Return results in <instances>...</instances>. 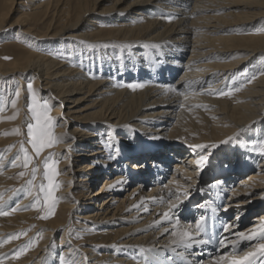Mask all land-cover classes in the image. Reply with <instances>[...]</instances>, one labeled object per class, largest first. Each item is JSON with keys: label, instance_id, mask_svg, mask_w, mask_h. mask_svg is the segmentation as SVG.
Returning <instances> with one entry per match:
<instances>
[{"label": "bare ground", "instance_id": "obj_1", "mask_svg": "<svg viewBox=\"0 0 264 264\" xmlns=\"http://www.w3.org/2000/svg\"><path fill=\"white\" fill-rule=\"evenodd\" d=\"M5 36L21 55L0 58V264L10 234L34 223V264H56L60 230L59 256L79 264H190L176 249L192 264H264V0H0ZM29 80L59 121L42 157L62 159L64 202L47 222L15 189ZM76 208L75 226L125 256L73 244Z\"/></svg>", "mask_w": 264, "mask_h": 264}, {"label": "rangeland", "instance_id": "obj_2", "mask_svg": "<svg viewBox=\"0 0 264 264\" xmlns=\"http://www.w3.org/2000/svg\"><path fill=\"white\" fill-rule=\"evenodd\" d=\"M16 17H17V14H15L12 17V20L16 19ZM230 33L232 35L241 34V32H238V31H232ZM7 37L8 36H5V37H2V39H0V58L4 60H9L11 58L18 57L21 55V51L19 48L5 44L6 40H8ZM24 46L29 47V45H26V44ZM25 88L27 92L29 93V96H28L29 103L27 105V108L29 109L27 113L28 114V122H27L28 130L26 132L27 137H25V135H20L21 139L15 144V146L12 147L13 150L14 149L17 150L18 153H16L17 154L16 157H17L19 164L21 165L20 172L18 173V183L15 189L17 192L24 191L23 192L24 196H25V193L26 194L28 193L32 196V199L35 201L33 202L35 203V206L37 207L36 209L42 214V216L37 217V220L40 222H47L56 217L60 205L63 204L64 202V199L62 195L60 194L61 189L64 186V184L59 178L60 176L59 166L61 164L62 159L58 158L54 154L55 153L54 151H52V153L51 152L48 153L45 157H42V153L46 148L53 147L54 144L55 145L58 144L55 130L58 126L59 121L52 114L53 106L47 100H44V99L41 100L39 98L38 96L39 91L37 90L38 88L36 87L35 82L33 80H29ZM12 90H13V93L10 98V103H13L14 107H16L18 104L19 95H20L19 84L18 83L13 84ZM1 95L4 96V93ZM18 117H19V113L17 115V118ZM19 133H20V130H15L11 135H16V134L18 135ZM263 135L264 133L261 134V140H262V143L264 144ZM263 144H261V148L263 147L264 149ZM240 146L242 145H239L235 149L239 150L243 148V146L242 147ZM229 149H234V147L230 146ZM224 150L226 149L224 148ZM172 162L174 161H171L169 163L171 164ZM256 165L257 164H255V166ZM199 175H202V173H200ZM214 178L215 176H213L211 179H207L208 185H211L213 180H215ZM165 181L166 179H164V182ZM201 182L204 183V179H202ZM18 187L21 191L18 189ZM80 190L81 189H77L76 193H79ZM106 196H103L100 199L96 200L95 204L98 205V203L102 199H104ZM226 198H227V195L224 196V200H223L224 202L226 201ZM197 201L199 202V200ZM21 212L22 210L17 211V213H21ZM80 212L81 210L76 208V209H73V211L69 215L68 227L69 226L71 227L69 228L71 230V233L69 236L72 239L71 242L73 244L79 243L80 246L85 245L87 247H90L96 252V255L102 254L104 250H109V254H114L115 256H118L119 258L122 257V255L125 256L126 251H122V253L121 251L115 252L114 250L111 249V247H105V245L103 246L102 244H100V239L97 240V238L101 237L100 233L93 234L92 233L93 229L89 228L88 226L87 227L75 226L76 220L77 221L79 220L76 217V215ZM195 219H196V216L191 218L190 223L192 224L195 223ZM169 223L170 221H167L163 224V226L167 227ZM249 224H250V221L246 220V222L242 225L241 230H244L245 228H247ZM163 226L161 228H164ZM170 228L172 229V227ZM62 232L63 231L60 230L57 234L54 235V237L50 241L51 245L49 246V250H52V252L51 251L49 252L53 253L54 255H57L56 259L58 260H56V264H79L78 261L81 258L79 254L72 258H68L66 254L64 255L63 253L61 254V256H59L60 253L62 252V245L58 243L61 240ZM159 234H161V232H159L158 235L156 234L153 238L156 240ZM44 237H45V231L39 228L38 223H34L33 225L28 226L27 228L20 229L18 231L11 233L9 238L7 239L8 242L11 243L10 246H12V248L10 249L11 251L9 253V258L11 262L2 263V264H22L23 262H25L23 264H34L32 262L28 261L29 262L28 263L27 261H23V260L24 259L26 260L31 255V253H33L37 248H39L40 244L44 240ZM163 238H171V237L164 235ZM156 243L157 242L154 241L155 248L158 250H161L160 248L162 244L161 243L156 244ZM166 243L170 245L172 241H169V242L165 241L164 244ZM119 248L120 247H118L117 250H119ZM175 253L178 256V258L180 259L182 258V260L185 258L186 259V260L184 259L185 261L190 262V264H192L191 263L192 260H190L191 258L189 255L179 254L180 249H176ZM63 255H64V258H63ZM163 256L164 258H163L162 263L168 262L172 264V260L169 258H172L174 255L166 253ZM83 260L85 261V259ZM150 260H155V258L153 259V257H151ZM40 261H38V264H50L49 253L44 255ZM194 261L195 260H193V262ZM81 263L82 262H80V264Z\"/></svg>", "mask_w": 264, "mask_h": 264}]
</instances>
